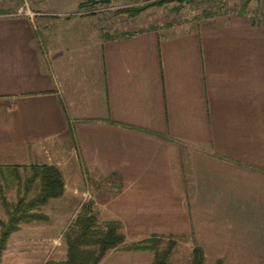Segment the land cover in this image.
Wrapping results in <instances>:
<instances>
[{"label":"crops","instance_id":"obj_1","mask_svg":"<svg viewBox=\"0 0 264 264\" xmlns=\"http://www.w3.org/2000/svg\"><path fill=\"white\" fill-rule=\"evenodd\" d=\"M33 2L32 16L0 3L3 170L54 165L72 193L93 178L127 224L177 193L194 217L225 211L226 235L241 220L246 235L225 243L264 255V20L240 11L139 26Z\"/></svg>","mask_w":264,"mask_h":264},{"label":"rangeland","instance_id":"obj_2","mask_svg":"<svg viewBox=\"0 0 264 264\" xmlns=\"http://www.w3.org/2000/svg\"><path fill=\"white\" fill-rule=\"evenodd\" d=\"M82 1L34 0L30 8H33L36 3L40 7V13L47 10L67 14L81 10L77 3ZM156 1L160 2L145 7L135 16H127L123 12L116 11L124 7H140ZM242 4L244 0H110L107 10H103L102 13L124 14L125 18H122H132L135 25L139 26L147 25L148 20L151 24L193 22L198 17L235 14L240 11L247 14L248 18L255 23L263 22L264 0H250L246 2L243 10L241 9ZM2 172L7 182L3 184V181H0L3 193L8 203L12 204L16 199L17 189L20 193L23 192L22 179L29 174V170L17 168L15 172H11L2 169ZM93 180V178H88L89 188L86 190L89 192L85 191L81 181L79 192L72 193L66 189L60 197L51 198L45 204L33 209V212H39L43 216L42 219H32L18 224L17 229L8 235L0 249V264H44L48 260H63L66 252L64 233L75 231L74 225L85 208H88L89 214L95 215L97 226H101L104 221L108 220L123 222V210L116 211L110 206L113 194L97 191L99 187ZM36 191L34 183L30 186L27 197L34 195ZM128 197L129 194H123L120 201L125 202ZM159 198L166 199L169 206L162 207L163 202L160 203L162 208L158 207V204H153L154 208L147 211L146 216L138 220L139 222L135 224H127L125 220L124 224L119 222L124 236L123 242L118 247L106 251L98 264H148L152 259V251H132L125 248L150 234L156 236L154 240L160 250L166 246L168 241L173 242L167 260L168 264H190L191 251L194 246H200L203 249L205 257L203 264H216L217 260L221 261L220 264H264L263 252L256 250L255 242L245 244L234 240L235 236L240 238L246 235L241 233V220H239L240 223L232 224L235 236L226 235L225 228L229 225L224 224L225 211L222 210L219 213L216 221L213 219L217 218V214L210 208L194 209V217L193 209L188 208L183 211L180 207L184 204L180 201L182 199L180 194L168 193L165 197L159 196ZM200 198L204 199L203 194H197V199L200 200ZM201 201H207V195ZM211 213L214 214V218L210 217ZM237 213H240V216H237ZM227 215H230V211ZM238 217L241 219V211L234 208L232 218L237 220ZM7 218V212L0 204V221L6 222ZM216 232L221 237L220 242L215 240ZM225 236L234 238L231 240L233 245L225 243ZM241 243L243 244L239 245Z\"/></svg>","mask_w":264,"mask_h":264},{"label":"trees","instance_id":"obj_3","mask_svg":"<svg viewBox=\"0 0 264 264\" xmlns=\"http://www.w3.org/2000/svg\"><path fill=\"white\" fill-rule=\"evenodd\" d=\"M248 1L250 0H244L242 10ZM159 2L156 1L140 7H124L116 11L123 12L127 16H135L145 7ZM92 5V0H83L78 3L80 8ZM2 169L4 168L0 166V181L2 180L3 184H6V176L3 174ZM16 169V167H13L8 171L15 172ZM22 169H28L29 174L22 179L23 192L20 193L19 189H17L16 199L12 204L6 200L0 183V204L8 215L6 222L0 221V249H2L8 235L17 229L19 223L32 219H42L43 216L39 212H33V209L45 204L51 198L60 197L63 193L62 176L54 165L32 164L24 166ZM34 183L37 191L34 195L27 197V192ZM74 227L76 228L74 232L64 233L66 243L65 258L60 261L48 260L44 264H98L106 251L118 247L124 239L118 221L108 220L104 221L101 226H97L95 215L93 213L89 214L88 208H85L82 214L79 215ZM155 237V235L150 234L148 237L130 244L125 249L152 251V259L148 264H168L167 260L171 253L173 242L168 241L166 246L160 250L157 248ZM204 260L203 249L200 246H194L191 251L190 264H203ZM220 263L221 261L217 260L216 264Z\"/></svg>","mask_w":264,"mask_h":264},{"label":"built area","instance_id":"obj_4","mask_svg":"<svg viewBox=\"0 0 264 264\" xmlns=\"http://www.w3.org/2000/svg\"><path fill=\"white\" fill-rule=\"evenodd\" d=\"M8 0H0V3L6 2ZM19 3L16 6V8L12 11L7 12V15L9 16H17V15H28L32 16V12L29 10L28 5L31 0H18ZM92 6H88L85 8H81V10H78V14H91V13H99L103 10H107L108 3H92ZM236 14V13H235Z\"/></svg>","mask_w":264,"mask_h":264},{"label":"water","instance_id":"obj_5","mask_svg":"<svg viewBox=\"0 0 264 264\" xmlns=\"http://www.w3.org/2000/svg\"><path fill=\"white\" fill-rule=\"evenodd\" d=\"M110 0H92V3H109Z\"/></svg>","mask_w":264,"mask_h":264}]
</instances>
